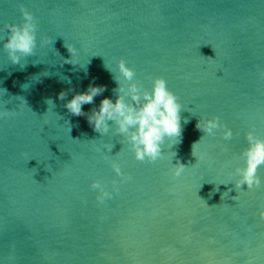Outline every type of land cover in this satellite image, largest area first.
<instances>
[{
	"label": "water",
	"instance_id": "95a60500",
	"mask_svg": "<svg viewBox=\"0 0 264 264\" xmlns=\"http://www.w3.org/2000/svg\"><path fill=\"white\" fill-rule=\"evenodd\" d=\"M20 5L36 48L13 64L4 26L22 22ZM121 58L131 82L150 91L163 77L183 106L180 142L154 163L137 161L112 121L100 135L63 106L89 84L105 91L85 113L115 102ZM261 73L264 0H0V111L15 113L0 119V264H264V166L259 189L234 186L246 133L264 138ZM214 116L232 139L221 127L193 146L197 121ZM177 161L187 168L173 178ZM93 180L113 193L104 204Z\"/></svg>",
	"mask_w": 264,
	"mask_h": 264
},
{
	"label": "clouds",
	"instance_id": "9594fccd",
	"mask_svg": "<svg viewBox=\"0 0 264 264\" xmlns=\"http://www.w3.org/2000/svg\"><path fill=\"white\" fill-rule=\"evenodd\" d=\"M19 10L22 15V22L20 24L6 23L4 26L8 35L3 47L13 64H20L22 57L33 55L36 48L38 26L35 18L23 5H20ZM64 46L70 54V58L66 59L64 63L74 65L72 58L76 54V48L71 44H65ZM118 70L119 75L115 76V80L119 87L113 89V93H118L115 102L105 97L101 100L98 109L93 108L89 113H85L82 106L92 104L94 98L105 91L104 86L89 84L86 91L77 92L63 106L73 116H86L89 125L100 135L108 133L110 129L109 121H112L116 126V133L124 137L137 161L154 163L159 159H163L161 146L165 141L168 140L171 147L180 142L182 104L179 102L178 97L167 87V82L163 77L153 79L149 91L144 90L141 85L131 82L134 79L135 71L126 65L123 58L118 61ZM261 76L264 77V73H261ZM121 77H123V80H121ZM66 96L67 92L61 91L58 98L64 100ZM126 97L130 98V102L126 101ZM46 103L48 105L53 104V101L48 99ZM14 114L13 111H0V119ZM184 122L187 123V120ZM221 127L224 128L223 138L225 140L232 139V130L226 125H222L218 116L198 120L196 128L204 135L193 146L198 144L205 135L214 136V130ZM246 140L248 147L240 154L244 160V166L235 169L236 175L239 176L234 184L235 190L241 189L242 185L245 184L248 190L259 189L262 183L257 173L258 169L264 166V138L257 136L253 131H248ZM113 147L114 145L107 144L104 146L108 152H111ZM99 150L97 149V151ZM192 154L194 155V153ZM175 155L176 153L173 152V157ZM200 159H203V157L201 156ZM186 168L183 163L177 161L169 170V174L173 178H178ZM112 169L117 176L121 177L120 182H127L131 179L129 175L122 172L118 163L113 162ZM111 183L113 191L118 192L119 182L113 180ZM90 187L93 190H98L96 196L98 204H104L106 199H111L113 196V193L106 190V186L99 180H93ZM229 191H232V189H229ZM224 194L228 195V192ZM238 196L239 193L232 199L238 202ZM258 215L261 220H264V207L259 210ZM248 264H252V261H249Z\"/></svg>",
	"mask_w": 264,
	"mask_h": 264
}]
</instances>
